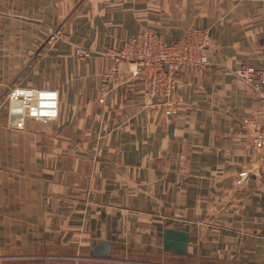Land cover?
Masks as SVG:
<instances>
[{
    "label": "crops",
    "instance_id": "obj_1",
    "mask_svg": "<svg viewBox=\"0 0 264 264\" xmlns=\"http://www.w3.org/2000/svg\"><path fill=\"white\" fill-rule=\"evenodd\" d=\"M193 26L211 32L209 63L202 71L177 72L174 113L125 67L109 75L107 47L145 29L171 43ZM51 29L61 37L42 47ZM79 45L93 55L77 57ZM39 49L38 75L5 81V67L17 59L2 58L3 52ZM249 61L264 65L260 0H0V84L49 85L61 98L56 120H28L23 129L8 124L9 114L0 122V264L19 258L22 264H83L54 258L50 248L64 241V224L43 216L47 197L65 195L70 186L81 222L89 223L84 237L112 246L109 257L93 256L90 244L80 247L87 264H110L117 244L125 243L114 228L145 226L140 222L154 227L159 262L264 264V173L249 150L256 127L244 121H264V106L235 73ZM55 145L65 155L52 172ZM242 170L249 172L238 183ZM18 203L31 204V215L18 219ZM165 228L190 232L186 252L163 248ZM76 237L71 240L84 242Z\"/></svg>",
    "mask_w": 264,
    "mask_h": 264
},
{
    "label": "built area",
    "instance_id": "obj_2",
    "mask_svg": "<svg viewBox=\"0 0 264 264\" xmlns=\"http://www.w3.org/2000/svg\"><path fill=\"white\" fill-rule=\"evenodd\" d=\"M126 1L133 0H116ZM48 36V44L52 46L61 34L59 30L51 29ZM211 43L210 30L198 26L189 28L180 39L171 43L157 31L145 29L125 40L121 46L107 47L103 55L110 62L109 75L118 74L125 67L132 78L142 81L150 96L160 99L166 113L172 114L176 111L173 93L177 86V72L183 68L202 71L209 63L207 49ZM74 52L81 59L93 55L90 48L82 45L76 46ZM235 73L264 106V65L258 61L241 63ZM6 100L9 104L8 124L15 128H25L28 120L48 122L60 115V91L49 85H13ZM244 121L256 127L249 150L259 159L264 173V121L257 123L253 118ZM248 172L242 170L237 182L242 183Z\"/></svg>",
    "mask_w": 264,
    "mask_h": 264
},
{
    "label": "rangeland",
    "instance_id": "obj_3",
    "mask_svg": "<svg viewBox=\"0 0 264 264\" xmlns=\"http://www.w3.org/2000/svg\"><path fill=\"white\" fill-rule=\"evenodd\" d=\"M48 37L46 36L44 40L41 41L40 44L42 47H44L46 44H48ZM57 44V43H56ZM55 46V45H54ZM41 47V48H42ZM6 52V53H5ZM1 54L2 58H6L8 60V54L15 56L17 59L16 65H10L5 67V70L8 71V73H5V81L9 80H14L17 81L21 77H26L28 73H31V77H34L38 75L37 73L34 72V65H38L41 56L43 55V51L41 49L37 51H30V52H21V51H10L6 50ZM5 53V55H4ZM36 74V75H34ZM43 75V74H42ZM41 79H43V76H40ZM46 78H44L45 80ZM2 80V78H1ZM14 81H11L14 83ZM10 82V81H9ZM1 83V81H0ZM10 84V83H9ZM12 85V84H10ZM13 86V85H12ZM12 86H6V85H1L0 84V122L2 124H5L7 122L8 118V101L6 100V96L8 91L10 90V87ZM68 149V148H67ZM50 168L52 172H55L58 169V166L61 162L60 154L65 155V152L60 151L59 146H51L50 148ZM67 156L69 155H74V152L71 151V153L67 152ZM68 160H71V158H67ZM73 160V159H72ZM67 162V161H66ZM71 165V164H70ZM73 165V163H72ZM69 182H72V176L68 178ZM67 193L65 195H56V196H50L47 197V202L45 204H49L48 210L45 211L44 215H48L49 221L50 222H62L64 224L63 227H60V237L63 238L64 241H61L60 244L57 243V241H54L51 245L50 248V253L55 254L57 257L54 258H61L63 257L64 260H76L79 261L81 260L83 264H87L84 262L85 258V250L80 249V247L88 248L90 242L89 238H85L84 236H87V233H85V229H89V223L88 222H81V216L79 210V204L76 203L77 198L70 194L71 193V186L69 189H67ZM27 197V196H26ZM24 198V197H23ZM28 198V197H27ZM75 202V203H74ZM9 197H5L3 199V208H5L6 212L7 208L9 206ZM30 206V210L27 212L26 207ZM18 219H25L27 215H31V204H26V203H18ZM34 220L39 219L40 215L35 213L33 215ZM47 218V219H48ZM46 220V218H45ZM88 223V224H87ZM144 223L145 226L143 227H138L137 224L133 227H129V229H126V225H120L115 227V231L117 232V236L119 239H125V243L119 242L117 245L119 246L118 249L116 250L117 254L111 256V261L110 264H194V260L189 258V260H177L174 259L175 261L171 262H159L160 261V256L157 255L156 250H162L160 242L158 241L157 243L152 242L154 241V227L152 228L151 226H147V222H140ZM148 223H153V222H148ZM95 228L97 230V234H101L99 230L101 229V222L95 225ZM77 234V238H85L83 239V243L79 244L76 241H73L71 239H75V235ZM82 235V236H81ZM104 235V234H103ZM128 235V236H127ZM130 235V236H129ZM147 236L146 238L150 239L151 242H148L146 238L143 239V237ZM152 237V238H151ZM160 234H158V240H159ZM129 238V241H126V239ZM146 239V240H145ZM142 240V241H141ZM144 242V243H143ZM38 248H35L37 250ZM80 249V250H79ZM40 251V249H39ZM84 253H81V252ZM162 252V251H160ZM163 253V252H162ZM167 255L166 253H163ZM65 255V256H63ZM76 255V257H75ZM123 257V258H119ZM55 260V259H54ZM22 259H18V264H22ZM190 261V262H189ZM210 264H218L217 261H209ZM100 264V262L98 263ZM102 264H108L107 262H102Z\"/></svg>",
    "mask_w": 264,
    "mask_h": 264
},
{
    "label": "water",
    "instance_id": "obj_4",
    "mask_svg": "<svg viewBox=\"0 0 264 264\" xmlns=\"http://www.w3.org/2000/svg\"><path fill=\"white\" fill-rule=\"evenodd\" d=\"M173 130V124L170 125V132ZM191 240L189 231L165 228L163 233V248L166 251H180L186 252L188 245ZM92 255L95 257H109L111 255V242L108 240H102L97 242L96 240L91 241Z\"/></svg>",
    "mask_w": 264,
    "mask_h": 264
}]
</instances>
